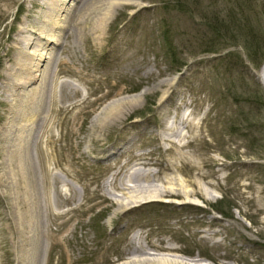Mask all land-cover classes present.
<instances>
[{"label": "rangeland", "instance_id": "rangeland-1", "mask_svg": "<svg viewBox=\"0 0 264 264\" xmlns=\"http://www.w3.org/2000/svg\"><path fill=\"white\" fill-rule=\"evenodd\" d=\"M44 1H0V264L35 246L37 264H118L147 255L137 244L155 253L147 239L189 263L264 264V0L122 2L103 29L104 0H80L40 84L24 65ZM141 89L135 107L94 123ZM30 121L23 164L14 128ZM135 160L151 174L137 182L206 196L116 210Z\"/></svg>", "mask_w": 264, "mask_h": 264}, {"label": "bare ground", "instance_id": "bare-ground-1", "mask_svg": "<svg viewBox=\"0 0 264 264\" xmlns=\"http://www.w3.org/2000/svg\"><path fill=\"white\" fill-rule=\"evenodd\" d=\"M1 1V0H0ZM10 1V0H7ZM80 0H45L44 3L48 6V11L44 13V18L42 27L40 32H38L37 41L35 44L39 48H35L34 50H29L28 57L30 59L27 65H24V69H30L35 73L36 78L39 77V83L41 84L46 72L49 73L51 67V58L53 56V49L55 45L58 44L60 40L61 33L65 30L68 25L70 13L73 12L75 6ZM88 0H84L82 3V9L85 7L83 6L85 3L87 4ZM129 4V3H136L135 0H104L100 5V9H103L102 15L98 18L99 22L96 25L99 29H103L105 22L111 16L113 9L119 5L120 3ZM91 4V3H90ZM89 5V3H88ZM93 5V4H92ZM91 6V5H90ZM96 8V4L93 6V9ZM81 10V9H80ZM5 11V10H4ZM35 32V31H33ZM30 42V41H28ZM19 49V46H18ZM22 50H18L20 53ZM22 68V65H20ZM264 73V66L261 70V78L263 79ZM31 80V79H28ZM170 78L165 80V82H170ZM33 88V87H32ZM145 89H141L138 92H134L132 94L123 96V97H116L107 104H105L100 112L95 115L94 123H101L104 121L106 123H110L115 118L121 116V113L129 108H133L136 106L137 102L141 99L143 94L145 93ZM41 92V91H40ZM55 100V98H53ZM56 102V100H55ZM73 103L71 106H74ZM28 120V119H27ZM27 126L24 129L22 126L18 125L14 128L16 131H20L19 138L21 146H18L17 149L20 151L22 157L21 161L25 164L27 160L30 159L28 156L29 151V137L28 134L32 132L33 125L32 122L26 123ZM21 129V130H20ZM4 131L1 134V138L5 137ZM7 150V143L3 145ZM141 162L132 163V170L127 174V177L130 181H134L133 184H126L123 181H119L121 184V188L125 189L126 191L123 193L122 197H118L113 199V202L116 203L117 207L116 210L120 207L126 208L129 210L131 207L129 205H135L136 202L141 201H171L172 199L166 198L167 196H177L183 198V200H179L180 203L188 204V203H195V198L192 197V192L199 197H205L206 194L202 192L200 189L194 191L193 188H188L184 182L178 183H168L169 181L163 180L161 183H146L141 184L137 182L140 176L144 178L149 177L151 174L149 172H143L136 165H140ZM45 173H47L45 171ZM196 186V185H195ZM192 187V186H191ZM197 188V186H196ZM195 188V189H196ZM145 199V200H144ZM173 201V200H172ZM176 201V200H174ZM140 204V203H138ZM137 204V205H138ZM147 243L149 246L152 247L156 252L152 253L145 250V247L142 244L134 245L131 249V252H139V253H146V256L143 257H132L128 260L120 262L118 264H205V263H189L186 262L183 258H178L175 256L173 251H179V247L166 245L163 240H158V243H155L151 239H147ZM37 251V253H36ZM158 251H167V253L158 255ZM38 249L35 246V250H33V258L30 256L25 259L21 260V264H37V256ZM35 255V256H34ZM34 261V263H33ZM220 264V263H219Z\"/></svg>", "mask_w": 264, "mask_h": 264}]
</instances>
